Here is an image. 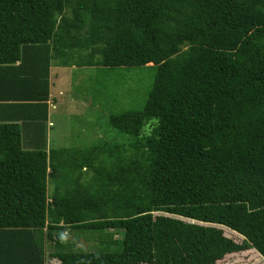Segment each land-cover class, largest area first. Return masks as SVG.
Here are the masks:
<instances>
[{"label": "trees", "instance_id": "16d2710c", "mask_svg": "<svg viewBox=\"0 0 264 264\" xmlns=\"http://www.w3.org/2000/svg\"><path fill=\"white\" fill-rule=\"evenodd\" d=\"M53 62L154 71L144 107L110 116L126 149H24ZM69 230L120 232L99 248L120 258H264V0H0V264H76Z\"/></svg>", "mask_w": 264, "mask_h": 264}, {"label": "rangeland", "instance_id": "374dc122", "mask_svg": "<svg viewBox=\"0 0 264 264\" xmlns=\"http://www.w3.org/2000/svg\"><path fill=\"white\" fill-rule=\"evenodd\" d=\"M53 64L56 65V62ZM57 67L59 69H53L51 74L54 84L51 92L61 91L62 95L58 97L59 107L52 114V119H57V126L54 129L53 139L49 141L51 148L60 145L63 146L61 148L86 147L100 139H105L122 142L120 144L124 145L123 147L126 149L128 137L110 126V116L144 107L154 71L142 67L118 68L116 72H114L115 69L106 70L94 67L79 68L59 65ZM52 95L57 98V94L52 93ZM144 132L150 133L151 127L146 126ZM49 184V193L51 194L55 185L52 182ZM154 214L168 215L165 213ZM189 222L193 223V221ZM223 229L225 236L237 244L243 243L244 237L228 228L223 227ZM109 233H115L116 235H113L115 239L121 237L120 232L110 230L88 239L87 234L79 235L80 233L70 231V234L64 236L63 240L80 250L73 258L76 264H167L149 258H120V256H113L111 253H102L99 251L100 235L108 239L107 234ZM48 257L49 262L64 264L61 255L56 256L54 253H50ZM217 264H264V258L252 249L227 254Z\"/></svg>", "mask_w": 264, "mask_h": 264}, {"label": "crops", "instance_id": "0c3cea01", "mask_svg": "<svg viewBox=\"0 0 264 264\" xmlns=\"http://www.w3.org/2000/svg\"><path fill=\"white\" fill-rule=\"evenodd\" d=\"M53 69H59V68L54 64L51 66V69H50L51 88H52V86L54 87V84L51 80V74H52ZM58 75H60V73H58ZM52 93L57 94V98L54 97L52 95ZM60 95H62L61 91L51 92V89H50V99L48 101V118H47L46 122L43 119L37 120V121L30 120V121L24 122V123L20 122V124L22 125L23 147L25 150H34V149H38L39 147H41L45 150V144L47 145V148H46L47 151H49L51 149V145H49V141H51V139H53L54 129L57 126L56 125L57 119H52V114L54 111L57 110V108L60 105V102L58 99V97ZM45 135H46V139H45ZM61 147H63V146L60 145L59 147H55V148H61ZM70 231H73V233L75 232V230H69L68 232H65L66 235L64 234L63 238H64V236H67L68 234H70ZM5 250H7V249H5ZM5 250H3V252L1 251L0 257H2L3 260H5L6 257L10 258L9 255L5 254V252H6ZM51 252H53L51 249H46L44 264H55L54 261L49 262L48 255Z\"/></svg>", "mask_w": 264, "mask_h": 264}, {"label": "clouds", "instance_id": "9594fccd", "mask_svg": "<svg viewBox=\"0 0 264 264\" xmlns=\"http://www.w3.org/2000/svg\"><path fill=\"white\" fill-rule=\"evenodd\" d=\"M66 235V234H65Z\"/></svg>", "mask_w": 264, "mask_h": 264}]
</instances>
